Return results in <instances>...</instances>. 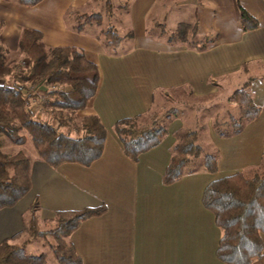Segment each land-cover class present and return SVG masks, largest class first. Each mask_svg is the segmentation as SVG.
Here are the masks:
<instances>
[{
	"label": "crops",
	"instance_id": "crops-1",
	"mask_svg": "<svg viewBox=\"0 0 264 264\" xmlns=\"http://www.w3.org/2000/svg\"><path fill=\"white\" fill-rule=\"evenodd\" d=\"M241 6L257 19V28L244 29ZM96 13L102 14L101 21L82 17L84 27L75 28L77 16ZM0 22L1 40L8 46H18L24 28L36 29L47 46L77 47L98 66V91L80 113L99 116L108 132L101 158L90 166L55 168L33 149L28 155L31 189L14 206L0 209V242L26 234L36 201L43 230L59 211L104 207L68 237L83 264H226L217 255L222 230L203 197L212 181L264 162V0H42L34 6L0 0ZM109 24L132 34L117 53L102 43ZM182 24L194 27L188 38L196 44L169 42L158 26L170 35ZM247 82L261 108L256 119L239 132H224L216 116L208 118L217 171L208 172L204 164L186 166L180 179L164 183L176 133L189 128L182 115L172 117L161 142L137 161L124 152L116 132L121 119L142 118L166 100L174 102L169 95L179 89L210 105L226 99L237 106V112L227 111L229 118L238 117L239 105L230 97ZM39 239L51 253L42 252L45 264H58L43 238L29 242L28 253ZM253 264H264V255Z\"/></svg>",
	"mask_w": 264,
	"mask_h": 264
},
{
	"label": "trees",
	"instance_id": "trees-1",
	"mask_svg": "<svg viewBox=\"0 0 264 264\" xmlns=\"http://www.w3.org/2000/svg\"><path fill=\"white\" fill-rule=\"evenodd\" d=\"M41 1L17 0L24 6H34ZM107 6L109 13L112 12L110 1ZM81 18L101 21L102 14L77 16V30L84 27L79 24ZM241 22L245 30L259 26L257 19L242 6ZM2 29L3 22H0V135L4 134L14 143L26 144L28 134L38 158L55 168L64 163L92 165L104 152L108 132L99 116L81 115L80 112L88 107L98 91V66L81 49L74 46L49 47L39 30L24 28L19 51L30 59L26 67L17 62L11 50L2 44ZM191 30L194 31L193 26L182 24L175 34L180 35L179 41L190 43L188 34ZM131 35L121 34L109 24L102 31V43L108 50L117 53L125 38ZM174 37V34L171 35L169 42L177 39ZM206 46L202 45L201 49ZM230 100L239 105V116L231 115L236 125L234 131L239 132L246 123L259 116L261 108L253 100L249 82L237 89ZM39 106L58 121L59 126L38 119L36 108ZM137 119L124 118L116 125L124 152L134 161L158 145L167 130L166 123L140 126ZM60 127L75 129L77 134L71 136ZM176 138L171 162L163 176L166 184L180 179L191 157H199L203 153L197 131L183 128L176 133ZM31 164L32 160L24 152L9 155L0 151V209L14 206L30 191ZM217 165L213 155H206L204 166L208 172L217 171ZM203 203L215 214L216 223L222 230L217 251L222 262L253 264L263 257L264 171L253 175L240 171L212 181L205 190ZM38 209L36 201L30 207L24 228L28 240L16 242L20 233L0 242V264H45V254L27 251L26 245L38 238L49 243L58 264H83L68 237L84 220L102 214L104 207L59 211L51 222L53 226L46 230L40 226L36 214Z\"/></svg>",
	"mask_w": 264,
	"mask_h": 264
},
{
	"label": "rangeland",
	"instance_id": "rangeland-1",
	"mask_svg": "<svg viewBox=\"0 0 264 264\" xmlns=\"http://www.w3.org/2000/svg\"><path fill=\"white\" fill-rule=\"evenodd\" d=\"M116 0H114L115 2ZM123 5H126L124 1ZM158 27V26H157ZM4 28V23H3ZM160 31L162 30V33L165 31L164 26L159 27ZM3 30V29H2ZM163 34H167V36L171 37V35L174 34V38H177L175 40H178L180 38L179 34L170 33V35L165 31ZM2 41V40H1ZM44 41V40H43ZM208 41V40H207ZM190 43H193L192 41ZM207 44V42H204V44ZM3 45L8 47L12 53L13 58L16 59L17 62H20L24 64V66L28 67L30 63V59L24 56L19 51V44L17 47H11L8 46L4 42H2ZM204 46V45H203ZM22 71V69H21ZM10 80V78H8ZM43 90H46L45 88ZM172 97L174 102H169L170 100H166V104L164 106L155 107L152 112H150L148 115L138 118V124L140 126H161L163 124L168 125L169 121L174 116L182 115L185 119V125L189 127L190 130H196L199 133V141L200 144L203 147V153L199 157H191L190 162L187 166V169H193V168H199L202 164H205V157L206 155L215 154L214 145H212V140L209 138V131H208V118L213 117V119L216 116V123L218 125L219 130L224 132H231L234 131L236 128L235 123L229 118V115L227 113L228 110H231V112L235 113L237 112V106L233 104H229L226 102V99L220 101L219 103H216V105H210L206 102V100L201 98H196L192 96L189 90H173L169 97ZM179 102V103H178ZM36 105V104H35ZM37 106V105H36ZM174 108L175 114L172 113ZM49 112L51 110L49 109ZM181 113V114H180ZM81 114V113H80ZM171 119H167L169 116H171ZM36 116L38 119L47 120L52 122L54 125L59 126V122L53 119L44 109H41V106L36 108ZM61 130H63L65 133L76 136L77 132L75 129H72L70 127H60ZM27 135V141H29L26 144H17L14 143V141L10 140L7 136L4 134L0 135V151L7 153L9 155H15L19 152H24L26 156L32 154L34 146L29 138V135ZM30 156H28L30 158ZM185 166V167H186ZM264 171V162L261 166L253 169H247L243 172L248 173L249 175H253L256 173H262ZM53 224L46 225V228L52 227ZM25 240H28V235L24 234L19 238L16 242H24ZM42 239H39L35 245H31L29 252L32 254L35 253H42L47 252V245ZM48 255L51 256V253ZM49 256V257H50Z\"/></svg>",
	"mask_w": 264,
	"mask_h": 264
}]
</instances>
